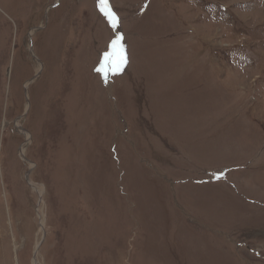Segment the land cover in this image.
Here are the masks:
<instances>
[{
    "label": "rangeland",
    "instance_id": "obj_1",
    "mask_svg": "<svg viewBox=\"0 0 264 264\" xmlns=\"http://www.w3.org/2000/svg\"><path fill=\"white\" fill-rule=\"evenodd\" d=\"M108 4L0 0V264H264V0Z\"/></svg>",
    "mask_w": 264,
    "mask_h": 264
},
{
    "label": "snow or ice",
    "instance_id": "obj_2",
    "mask_svg": "<svg viewBox=\"0 0 264 264\" xmlns=\"http://www.w3.org/2000/svg\"><path fill=\"white\" fill-rule=\"evenodd\" d=\"M98 5L100 6V11L108 17L110 23L115 28L118 23V17H116L115 13L111 11L110 6L108 4V0H98ZM123 39L122 35H118L117 38L112 42V47L115 50L112 54L114 61H115V68L116 70H120L122 65L126 63V57L123 53V45L120 41ZM108 57L106 56V59ZM113 64V61H110V65ZM102 71V69H101Z\"/></svg>",
    "mask_w": 264,
    "mask_h": 264
}]
</instances>
